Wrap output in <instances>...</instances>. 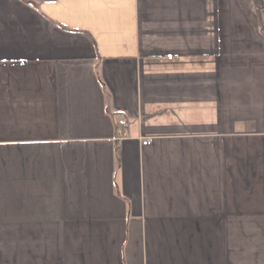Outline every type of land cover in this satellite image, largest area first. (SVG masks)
<instances>
[{
    "label": "crops",
    "instance_id": "obj_1",
    "mask_svg": "<svg viewBox=\"0 0 264 264\" xmlns=\"http://www.w3.org/2000/svg\"><path fill=\"white\" fill-rule=\"evenodd\" d=\"M261 2L0 0V264H264Z\"/></svg>",
    "mask_w": 264,
    "mask_h": 264
},
{
    "label": "built area",
    "instance_id": "obj_2",
    "mask_svg": "<svg viewBox=\"0 0 264 264\" xmlns=\"http://www.w3.org/2000/svg\"><path fill=\"white\" fill-rule=\"evenodd\" d=\"M130 134L128 131L124 130V129H121V128H118L117 131H116V135H115V139L120 141L122 140L123 138H126L128 137ZM143 144H148V143H151V139L148 138V139H144Z\"/></svg>",
    "mask_w": 264,
    "mask_h": 264
},
{
    "label": "trees",
    "instance_id": "obj_3",
    "mask_svg": "<svg viewBox=\"0 0 264 264\" xmlns=\"http://www.w3.org/2000/svg\"><path fill=\"white\" fill-rule=\"evenodd\" d=\"M262 2H261V0L259 1V0H256V8H257V10H258V12L260 11V9H261V7H262Z\"/></svg>",
    "mask_w": 264,
    "mask_h": 264
}]
</instances>
